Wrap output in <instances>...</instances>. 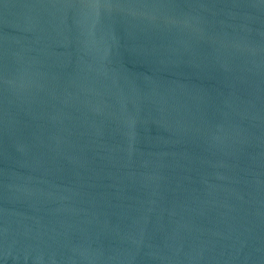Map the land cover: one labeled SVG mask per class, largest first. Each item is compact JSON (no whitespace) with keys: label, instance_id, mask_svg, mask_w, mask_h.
Segmentation results:
<instances>
[{"label":"water","instance_id":"95a60500","mask_svg":"<svg viewBox=\"0 0 264 264\" xmlns=\"http://www.w3.org/2000/svg\"><path fill=\"white\" fill-rule=\"evenodd\" d=\"M0 264H264V0H0Z\"/></svg>","mask_w":264,"mask_h":264}]
</instances>
